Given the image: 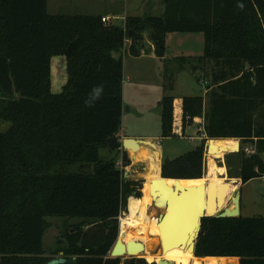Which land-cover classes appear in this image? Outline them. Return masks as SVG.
<instances>
[{"label":"trees","instance_id":"trees-1","mask_svg":"<svg viewBox=\"0 0 264 264\" xmlns=\"http://www.w3.org/2000/svg\"><path fill=\"white\" fill-rule=\"evenodd\" d=\"M103 16L49 13L48 0H0V121L8 123L0 129V264H44L60 251L75 256L74 264H120L109 251L123 198H139L143 185L124 179L117 157L101 159L99 151L117 138L122 120L123 56L115 54L140 55L145 34L162 57L168 33L201 32L198 60L213 63L207 109L204 96H183L176 127L175 98L163 95L161 135L184 133L203 115L207 139L239 138L255 148L236 152L241 183L264 174V122L253 118L264 105V0H163L160 15L114 23ZM57 55L65 57L66 81L53 93ZM204 143L156 163L152 176L218 177L211 159L204 174ZM47 217L83 219L66 228L50 255ZM194 255L264 264V217L202 218Z\"/></svg>","mask_w":264,"mask_h":264},{"label":"rangeland","instance_id":"rangeland-1","mask_svg":"<svg viewBox=\"0 0 264 264\" xmlns=\"http://www.w3.org/2000/svg\"><path fill=\"white\" fill-rule=\"evenodd\" d=\"M52 1L53 3L57 2L56 0ZM63 3V6L60 7V4H58L56 8L50 7L48 11L54 14L84 13L86 11L75 6L73 7L72 4L69 6L66 0H64ZM119 3L123 7V1ZM127 3L132 9L136 5V0H127ZM92 9H94V12L99 13V10H105L106 7L98 2H94ZM203 44V34L201 32H173L168 33L165 37V50L162 57L157 56L155 59L148 57L147 55L150 54V49L149 44L146 42L144 43L145 54L137 55L140 57L132 56L127 52L115 54L117 57L122 54V58L126 60V62L130 60L128 65L125 66V76L122 82V85L125 82L124 101L127 102L123 107L125 111L123 125L128 127L130 133L153 135L162 148L161 156L159 147L155 145L151 146L145 142L153 141L137 139L136 143L138 146L136 148H126L130 155L127 156L129 159L127 165H123L122 163V158L120 156L121 149H118V151L110 148L101 149L99 151L101 159H108L114 156L117 157V167L123 171L124 179L139 181L142 187L146 179L145 177L153 175L156 163H162L163 159H171L185 153L187 150L194 148L202 138H205L204 174L206 173L207 162L211 159L215 163L216 175L220 181H225V178L240 180L238 177L239 169L237 166L238 157L236 151L225 152L222 155H209L206 153L207 137L203 134L202 123H199L200 120H203L202 116H199L198 123L193 122L191 125L187 126L184 133H182V131L180 132L177 128L176 135L168 137L161 135L160 100L163 95H172L175 98L174 125L176 127L179 125V115L181 113L180 103L183 96H204L203 113L207 109L208 95L206 94V86L210 84V74L213 63L211 59L201 62L198 60L199 56L203 54ZM179 56H183L185 60L181 61L177 59ZM59 62L62 63L60 67ZM137 64L140 65V70L136 69L137 74L132 75L128 73L129 66L132 69L136 67ZM171 74H173L172 79H170ZM127 75H130L131 78H127ZM201 79L207 81V84L205 85ZM51 81L52 92H60L66 81L65 57L62 55L52 57ZM253 118L256 124L264 122V105H261L260 108L254 112ZM123 125L121 124L120 127H123ZM0 129H4V125L2 127L0 126ZM241 146H244V144L241 143ZM227 161L229 163H227ZM71 167L75 169L78 166ZM125 171L126 175L124 176ZM238 190L241 196L240 215L242 217H264V174L260 177L251 178L245 183H240V185L238 183L237 191ZM138 192L141 197L143 190L141 192L140 188ZM129 196H135V194L131 193L123 198V206L119 217L127 212V201ZM150 211L151 214L157 217L161 209L153 205L150 207ZM119 217L117 235L119 233ZM82 220L83 219L80 218L66 219L60 217H47L49 226L45 230L43 236L45 255H50V252L51 254L55 252L58 246L57 241H59V238L63 239L62 235L66 228H69L70 231L73 230L69 225L78 224ZM91 222L92 220H89L88 224ZM85 228L86 227L83 229ZM147 245L149 246V252L153 255L159 254L160 246L156 233L149 236ZM58 255L59 253L54 255V257ZM128 257V255L120 256V264H124ZM139 257L147 264L143 256H135L132 260H138ZM236 261L238 264V259H236Z\"/></svg>","mask_w":264,"mask_h":264},{"label":"bare ground","instance_id":"bare-ground-1","mask_svg":"<svg viewBox=\"0 0 264 264\" xmlns=\"http://www.w3.org/2000/svg\"><path fill=\"white\" fill-rule=\"evenodd\" d=\"M208 144V142L206 143ZM210 152L222 155L225 152H230L238 147V141L235 138H221L213 139L210 142ZM208 153V154H209ZM161 177V176H160ZM156 176H149L143 182V193L140 198L135 196H129L127 201V212L119 217V237L121 242L125 245V253L129 255L143 256L147 262H158L159 260H166L170 264H237L236 259L229 257H197L193 251L188 248L186 240L191 227V217L187 219L182 227L177 230H173L172 234L169 231L164 233V249L159 254L153 255L149 252V246L147 240L150 235L156 233L160 234L159 227L157 226V217L151 214L150 207L154 205V201L159 196L168 197L167 192L174 190L175 178H165L160 181ZM156 179L152 192L150 190V179ZM210 182V187L213 188L212 193L208 201L206 200L207 188L204 190V206H209L212 213L220 210L224 206L233 208L234 204L231 202V198L237 191L238 181L234 178L220 181L218 177L202 176L200 178H184L178 180V186L176 192L180 189L183 191L180 198L186 199L187 202L197 204L199 201V187L207 185ZM168 189L170 191H168ZM194 196L195 200H191ZM174 201V195H172ZM215 200V205L213 204ZM219 199V202H216ZM164 201V200H163ZM157 202V200H156ZM156 205H161V202H157ZM196 206V205H195ZM213 208H215L213 210ZM156 230V231H155ZM185 240L184 244L183 241ZM131 244L133 249L127 250V243ZM135 247L133 244H135ZM138 244H140L138 246ZM156 248V247H155Z\"/></svg>","mask_w":264,"mask_h":264},{"label":"water","instance_id":"water-1","mask_svg":"<svg viewBox=\"0 0 264 264\" xmlns=\"http://www.w3.org/2000/svg\"><path fill=\"white\" fill-rule=\"evenodd\" d=\"M133 34L132 31L129 32V36ZM213 140V138H208L206 144V153L210 152V142ZM137 139L132 138V137H125L122 138L121 140H118L116 137H110L107 139V144L110 149H126V148H136L138 145L136 143ZM147 144L154 146V142L150 141H145ZM236 152L239 151V143L238 147L235 150ZM127 156V153L124 152V157ZM161 161V159H160ZM126 175V171L124 172V176ZM161 177L159 178L160 181L165 180V177L162 176L161 171H160ZM181 178H175V186L174 190L171 192H167L168 197H157V202H161V205H156V200L154 201V205L157 206L158 208L161 209V212L157 215V226L159 227L160 234L157 236L158 241H159V246L160 249H164V233L165 231H169L170 234H172L173 230H177L179 227H182L183 224L191 217V227L189 230V234L186 240V244L188 245V248L191 249L194 253V248H195V242L196 239L199 235V232L201 230V220L204 217H209V216H215V217H235L240 215V192L239 190L234 194V196L231 198V202L234 204L233 208H229L227 206H224L218 211H215L212 213V210L209 206H204V190L207 188V194H206V200L210 198V194L213 191V188L210 187V182L207 185H202L198 186L199 188V201H196L194 196L191 198V200H195L197 204H193L187 202L185 199H181L180 196L183 193V191H187L189 188H186L185 190L180 189V191L176 192L177 186H178V180ZM184 179V178H182ZM156 179L152 178L150 179V190L152 192V188L154 187ZM241 183V180L239 181ZM168 191H170L168 189ZM172 195H174V201L172 199ZM164 200V201H163ZM216 202H219V199H216ZM213 204L215 205V200L213 199ZM196 205V206H195ZM185 240L183 241L184 244ZM136 243L133 244L135 247ZM140 244H138L139 246ZM132 245L127 243V250L133 249L131 247ZM140 247V246H139ZM125 245L121 242V239L119 237V233L116 237V240L111 247L109 251L110 257H120L122 255H128L129 257L126 258L125 264H128L133 257L136 255H129L125 253ZM75 256L71 258H67L64 256L63 252L60 251L59 255L56 257H53L46 261L44 264H74ZM138 260H142V258H138ZM147 264H170L169 262H166V260H159L158 262L152 261V262H147Z\"/></svg>","mask_w":264,"mask_h":264},{"label":"crops","instance_id":"crops-1","mask_svg":"<svg viewBox=\"0 0 264 264\" xmlns=\"http://www.w3.org/2000/svg\"><path fill=\"white\" fill-rule=\"evenodd\" d=\"M56 1L57 2L53 3L52 0H48V10L50 7L56 8L58 6V4H60V7L63 6L64 0H56ZM120 1H123V7L119 3ZM94 2H98L99 4H102L103 6L106 7L105 10H99L100 11L99 13L108 17L110 19L111 23L122 22L127 15H145V14L160 15L163 12V0H136V5L132 9H131V7H129L127 0H66V3L69 6L72 4L73 7L75 6L81 10H86L84 13H96L93 11L94 9H92V5ZM87 10H89V11H87ZM50 13H52V12H50ZM129 42L130 41L128 40L127 43H129ZM144 42L149 44L150 54L147 56L155 59L157 56L154 53L153 43H151L148 40V38H146V37L144 39ZM143 54H145V49L141 50V55H143ZM136 57H140V56H136ZM51 60H52V58H51ZM129 62H130V60H129ZM129 62H126V60H123V77L125 76V66H127ZM60 66H62V63L59 62V67ZM136 69L140 70V65L137 64L136 67H133L132 69L129 66L128 73H131L132 75H136L137 74ZM142 70H143V68H142ZM61 71H62V68H61ZM50 75H51V64H50ZM127 78L130 79L131 78L130 75H127ZM51 86H52V81H51ZM51 92H52V90H51ZM124 94H125V82L122 85L123 107H124V105L127 104V102L124 101L125 100ZM180 105H181V103H180ZM174 111H175V105H174ZM124 113H125V111L123 109L122 120H121L122 125H123V119L125 116ZM196 120H198V119L195 118L194 122ZM3 125H4V129H6L8 126L7 123L0 121V126L2 127ZM126 127H127L126 125H123V127H120L118 135H117V138L119 140H121L122 138H125V137H132L135 139H143V140H151L154 142L156 147H159L160 154L162 156V148L153 135H141L138 133H130L128 127L127 128ZM124 152L127 153V156L129 155L128 150L122 148L120 150V156L121 157H124ZM239 181H238V183H239ZM239 185H240V183H239ZM234 258L238 259L237 257H234Z\"/></svg>","mask_w":264,"mask_h":264},{"label":"built area","instance_id":"built-area-1","mask_svg":"<svg viewBox=\"0 0 264 264\" xmlns=\"http://www.w3.org/2000/svg\"><path fill=\"white\" fill-rule=\"evenodd\" d=\"M101 21L103 22V23H110V19L108 18V17H106V16H103L102 18H101ZM201 81L206 85L207 84V81H205V80H202L201 79ZM208 90V89H207ZM179 117H180V115H179ZM195 118H197V119H199V117H195ZM195 118H194V120H195ZM202 121L200 120H196L195 122H197V121H199V123H202V126H203V123H204V118H203V115H202ZM198 123V122H197ZM203 128V127H202ZM203 135V134H202ZM118 139V138H117ZM119 140V139H118ZM237 141H238V143H239V149H240V147L244 150V152L247 154V155H250V154H253L254 152H255V148L253 147V146H251V145H249V144H244V146H241V140L238 138V139H236Z\"/></svg>","mask_w":264,"mask_h":264},{"label":"flooded vegetation","instance_id":"flooded-vegetation-1","mask_svg":"<svg viewBox=\"0 0 264 264\" xmlns=\"http://www.w3.org/2000/svg\"><path fill=\"white\" fill-rule=\"evenodd\" d=\"M128 264H146V262L144 260H131Z\"/></svg>","mask_w":264,"mask_h":264},{"label":"clouds","instance_id":"clouds-1","mask_svg":"<svg viewBox=\"0 0 264 264\" xmlns=\"http://www.w3.org/2000/svg\"><path fill=\"white\" fill-rule=\"evenodd\" d=\"M99 91H100L99 89L95 90V93H96L97 96L99 95Z\"/></svg>","mask_w":264,"mask_h":264}]
</instances>
